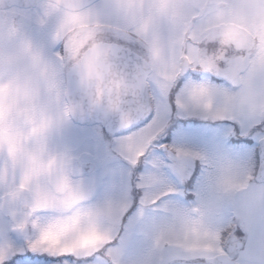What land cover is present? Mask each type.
Listing matches in <instances>:
<instances>
[{
  "label": "clouds",
  "instance_id": "1",
  "mask_svg": "<svg viewBox=\"0 0 264 264\" xmlns=\"http://www.w3.org/2000/svg\"><path fill=\"white\" fill-rule=\"evenodd\" d=\"M209 63L225 85L189 78L177 109L264 126V0H0V217L24 246L92 264H264V165L161 145L203 167L183 203L154 154L159 106ZM78 122L121 133L116 163L148 164L138 203L131 182L96 190L70 140ZM16 249L0 240V264Z\"/></svg>",
  "mask_w": 264,
  "mask_h": 264
},
{
  "label": "rangeland",
  "instance_id": "2",
  "mask_svg": "<svg viewBox=\"0 0 264 264\" xmlns=\"http://www.w3.org/2000/svg\"><path fill=\"white\" fill-rule=\"evenodd\" d=\"M189 78L196 83L207 82L217 86L226 83L222 76L214 73H187L176 82L167 100L159 106V116L166 123V128L155 142L154 154L163 163L162 175L166 182L176 186L178 191L183 193L182 196L176 197L183 203L189 202L184 200L187 194L194 195L200 187L203 167L199 161L192 163L186 160L170 159L165 151H159L161 145L181 146L204 154L228 152L250 161L259 170L261 161L258 156V141L261 136H264V126L249 128L232 121L213 122L181 113L175 101ZM156 114V112L151 113L149 119L137 128L143 127ZM115 138L116 136L109 137L100 125L75 124L70 133L72 145L85 152L87 156L85 165L90 164L93 168L89 171L90 173L85 174L93 178L96 190L101 191L106 183L112 181L119 182L122 188L128 189L131 182L132 188L129 190L133 191L138 203L139 194L135 192L134 183L148 172V164L142 158L135 169L129 170L123 162L116 163L109 152V146ZM262 152L264 154V150ZM193 172H196L195 179L197 178L195 189L188 187L189 178L194 174ZM190 199L187 198V200ZM235 235L238 239H243L245 233L237 230ZM5 238L13 241L18 248L24 246V238L11 231L6 218L0 217V240Z\"/></svg>",
  "mask_w": 264,
  "mask_h": 264
},
{
  "label": "snow or ice",
  "instance_id": "3",
  "mask_svg": "<svg viewBox=\"0 0 264 264\" xmlns=\"http://www.w3.org/2000/svg\"><path fill=\"white\" fill-rule=\"evenodd\" d=\"M207 73L220 75V68L211 63L204 67ZM5 264H92L91 260L81 262L73 256L60 255L49 249L29 244L8 254Z\"/></svg>",
  "mask_w": 264,
  "mask_h": 264
},
{
  "label": "water",
  "instance_id": "4",
  "mask_svg": "<svg viewBox=\"0 0 264 264\" xmlns=\"http://www.w3.org/2000/svg\"><path fill=\"white\" fill-rule=\"evenodd\" d=\"M151 115V114H150ZM150 115L148 116V118L146 119V120H144V121H141L138 125H136V127L137 126H139V125H142L143 123H145L148 119H149V117H150ZM76 124H78V125H97V124H95V123H91V122H89V123H76ZM102 128H103V130H104V132L109 136V137H115V136H117V135H120L121 133H113V131L110 129V127H106V126H101ZM258 155L260 156V158H261V165H264V154H263V152H262V148H261V145H260V143H259V141H258ZM89 167H91V165L90 164H87V165H85L84 166V168H85V170H87V172H89L91 169H89Z\"/></svg>",
  "mask_w": 264,
  "mask_h": 264
},
{
  "label": "flooded vegetation",
  "instance_id": "5",
  "mask_svg": "<svg viewBox=\"0 0 264 264\" xmlns=\"http://www.w3.org/2000/svg\"><path fill=\"white\" fill-rule=\"evenodd\" d=\"M190 73V72H189ZM188 73V74H189ZM192 73V72H191ZM194 73V72H193ZM175 88V87H174ZM159 151H164L161 147L159 148ZM85 169V168H84ZM89 169H93L92 167H89ZM87 171V170H86ZM85 172V171H84ZM85 173H87V172H85ZM88 173H90V172H88ZM194 174H192L191 176H190V178H189V185H188V187H190L191 186V188H193V189H195V184H196V179H195V175H196V172H193ZM185 197V196H184ZM187 198L189 199V198H191V199H195V195H193V194H187L186 195V198L184 199L185 200V202H187V201H189V202H191L190 200H187ZM180 200V199H179ZM238 239V238H237Z\"/></svg>",
  "mask_w": 264,
  "mask_h": 264
}]
</instances>
